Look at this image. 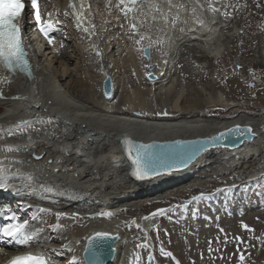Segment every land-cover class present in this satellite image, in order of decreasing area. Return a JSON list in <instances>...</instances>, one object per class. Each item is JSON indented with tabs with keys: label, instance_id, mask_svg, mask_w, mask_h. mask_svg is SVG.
<instances>
[{
	"label": "bare ground",
	"instance_id": "obj_1",
	"mask_svg": "<svg viewBox=\"0 0 264 264\" xmlns=\"http://www.w3.org/2000/svg\"><path fill=\"white\" fill-rule=\"evenodd\" d=\"M153 2L160 13L137 5L125 16L119 0H41L43 17L55 25L51 44L39 34L32 10L25 7L19 24L32 78L23 72L9 73L0 65V128L41 117L51 122L34 124L42 128L39 135L8 136L5 132L0 138V149L29 146V151L0 150V159L7 157L5 167L12 171L34 172L40 182L26 189L23 181L15 178L8 190L0 189V210L4 211L0 228L25 220L29 221L27 234L40 229L37 226L44 221H49L51 228L48 232L43 229L27 245L0 233V263L34 249L48 264H72L73 256L76 264H85L81 256L85 237L93 230H105L118 234L108 264H142L144 261L135 257L143 255L138 246L148 244L152 222L131 219L126 215L129 209L138 215L149 203L192 196L197 188L203 192L214 188L208 192V213L201 214L198 224L189 225L186 219L166 223L165 237L173 250L168 248L165 261L190 264L201 255L206 259L202 264H212L211 257L217 259L222 253L228 264H242L239 255L243 252V264H264V208L242 215L250 208L240 207L242 199L225 204L220 211L214 202V195L228 187L264 175L263 102L231 101L216 84L225 81L224 87L242 96L239 78L218 79L221 74L217 69L222 66L216 62L224 59L223 65L236 64L237 55L229 57L234 46L264 47V0H213L218 13L208 10V0H172L184 7L170 11L166 0ZM230 12L242 17L235 19L236 14ZM153 15H167L169 21L176 18V25L162 20L153 24ZM146 18L148 23L140 28L146 38L138 45L135 40L139 35L129 26L132 22L140 25ZM197 19L204 24H197ZM149 44L146 60L141 50ZM222 46L227 47L223 53ZM147 64L153 67L155 81L146 78ZM106 74L112 80L111 99L101 92ZM205 74L210 78L201 85ZM185 79L189 81L186 86ZM252 105L258 111H249ZM212 109L226 113L210 114ZM237 125L250 127L251 138L233 147L196 144L198 154L184 167L165 170L178 152L193 146L182 142L210 138ZM122 137L137 143L130 146L132 170L136 169L133 160L140 156L155 168V174L143 179L128 175L129 161L119 144ZM33 153L46 155L37 161ZM50 159L58 162L48 165ZM12 160L26 163L13 164ZM39 208L50 211L40 213ZM57 212L65 215L57 219ZM132 223L140 232H132ZM215 246H219L218 254Z\"/></svg>",
	"mask_w": 264,
	"mask_h": 264
},
{
	"label": "snow or ice",
	"instance_id": "obj_2",
	"mask_svg": "<svg viewBox=\"0 0 264 264\" xmlns=\"http://www.w3.org/2000/svg\"><path fill=\"white\" fill-rule=\"evenodd\" d=\"M169 11L175 7V8H183V4H173L172 0H166ZM198 3V0H197ZM213 0H208V10L212 13H218L219 9L212 6ZM119 4L123 5L124 7L121 9V11L124 12L125 16H127V13L134 11L135 6L141 5V6H150L155 9L157 13L161 12V9L158 4L154 3L153 0H119ZM131 5V7H130ZM74 7V5H70ZM25 0H0V65H2L9 73L15 74L17 72H23L28 78H32V71H31V65L28 60V53L26 51V48L23 44V40L21 37V29L19 21L23 17V14L25 12ZM202 7V5H201ZM30 8L34 10V19L37 24H40V31L44 34L45 37L48 38V42L52 43L53 37L49 35L50 31L54 30L55 25H53L51 22H48L47 24L41 23V14L39 10V2L38 0H30ZM193 13H195L196 8L192 9ZM65 15H68V13H65ZM223 15H229L228 13H223ZM77 19L79 20V15L77 16ZM160 20H162L165 24L170 23L172 26L176 25L177 19L173 18L169 21V17L167 15L163 16H151V22L153 24L158 23ZM148 23L147 18L145 21H142L140 25H138L136 22H132L130 24V30L139 35V39L135 40L136 44H141L142 41L145 40V36L140 32V28L143 27L144 24ZM197 24L203 25L204 21L197 19ZM79 27V24L77 25ZM87 31V29H84ZM181 32L184 31L183 28L180 29ZM155 43L159 44L161 41H155ZM142 54L144 55H150L151 51V44L145 46L142 50ZM100 53L97 52V55ZM0 98H3V92H0ZM13 99H19V97H13ZM51 121H45L43 117L39 118L37 121L35 118L28 119V120H21L17 124L10 126L7 129L0 128V138H2L3 133H7L8 136H13L16 134L24 135L30 132H35L37 135L42 131V128L34 127L35 123H40L41 125H44L46 123H50ZM232 131H240V126L237 125L234 129H229L228 132ZM247 133L251 134L252 129L249 127L247 128ZM227 133H221L220 137L223 138L226 136ZM29 140H31V135L28 136ZM128 144H131V141L127 142ZM0 150H6L8 152L13 151H29L28 145H13V146H6L5 149ZM130 152V149H128ZM63 151H67L64 149ZM46 155V153H42L40 155H35L33 153V158L37 161L41 160L43 156ZM8 161V158L5 157L4 159H0V189L8 190L10 188V180L19 178L21 181H23L25 188H30L32 184L34 183H40L35 178L34 172H24L20 168H16L15 171H12L10 168L5 167V163ZM58 161L55 160H48L47 164L51 165L53 163H57ZM11 163L13 164H24L26 161L23 160H12ZM133 164L136 165V169L134 174L136 175L137 179H143L145 176L149 174H155V168L152 167V165L148 162L142 161L140 156H137L133 160ZM185 161L181 160L179 165L177 166H184ZM170 168L171 165H168ZM40 187H43V184H40ZM217 191H221V189H218ZM206 198V194L201 192L199 196H193L192 201L196 200H203ZM26 207H31L30 205ZM178 207H184V205H177L170 209H163L158 208L153 213H151V216L156 215H164L168 211H173L175 208ZM38 211L40 213H48L50 210L45 208H39ZM4 215V211L0 210V216ZM57 219L64 216L65 213L63 212H57L55 213ZM35 219V217H33ZM145 219H148V217H145ZM242 227L246 230L248 229L247 224H243ZM29 225V221L25 220L23 223H15V224H6L3 228H0V233H2L5 237L14 238L16 239L19 244L21 245H27L30 241H32L34 238L38 237V233L43 231V229H37L36 231L32 232L31 234H27L26 232V226ZM59 225H57L58 227ZM221 232H223V229H220ZM113 239V237L108 232H97L95 234V237L90 239ZM234 239L238 241H242L241 237H234ZM259 239V238H257ZM227 242V241H226ZM211 243V241L209 242ZM146 246V245H144ZM139 247V246H138ZM211 251V248L209 249ZM239 259L243 264V261L245 260V254L243 252L240 253ZM77 258L75 256L72 257V264H76ZM7 264H48V259L42 254V253H33V252H23L21 254H18L14 256L12 259H10ZM93 264H99L98 259L93 261Z\"/></svg>",
	"mask_w": 264,
	"mask_h": 264
},
{
	"label": "rangeland",
	"instance_id": "obj_3",
	"mask_svg": "<svg viewBox=\"0 0 264 264\" xmlns=\"http://www.w3.org/2000/svg\"><path fill=\"white\" fill-rule=\"evenodd\" d=\"M232 16H235L236 13L230 12ZM241 14V13H240ZM236 14V18L242 17V14L239 15ZM246 34V32H244ZM247 35V34H246ZM242 47V48H241ZM233 47V51L230 52L229 57L236 56L237 55V63L236 64H224V59H221V62H216L219 66H222L218 68V72L221 74L220 78L221 80H228L232 77H237L243 84V90H242V96H237L230 90L229 88L224 87L223 82L216 83L217 89L220 90L224 94V96L231 100L236 102H263L264 104V63H262V58H264V47L260 45H249L246 49H244L243 46ZM227 49L226 46H222L221 53H223ZM242 49V50H241ZM246 50V51H245ZM231 63L234 62L233 60L230 61ZM264 62V61H263ZM238 65V66H236ZM240 66V67H239ZM224 68V69H223ZM228 68V69H227ZM231 74V75H230ZM227 75V76H226ZM206 76V77H205ZM204 77H202V80L199 81V84L204 85V83L207 81V79L210 78L209 75L205 74ZM217 79V80H218ZM194 81V79H192ZM185 86L189 84L188 79H185ZM222 86V87H221ZM222 89V90H221ZM224 89V91H223ZM231 93V96H227ZM244 92V93H243ZM234 94V95H233ZM262 104V105H263ZM249 111H258V107L252 105L248 107ZM210 114H224L226 113V110L224 109H212V111L209 112ZM252 181V182H251ZM238 187V188H237ZM214 189V188H212ZM212 189H208L206 191H202L204 189L197 188L193 195H188L185 197H178L175 199H172L170 202H152L149 203L148 206L144 209H141L139 211V214L137 215L134 213L133 210L129 209V211L126 213V215L130 214L131 219L136 221H148L151 220L152 224L149 226L147 231L148 236V244H144L146 246H139L138 250L142 251L143 255L141 257L137 256L135 259H140L141 261H144L142 264H167L168 262L165 261V257L168 256L166 251L168 248L173 250V248L169 245L170 240L166 239L165 237V229H166V223H176L180 220L183 222H186V220H189L190 223L198 224L199 221H202V213H208V192L211 193ZM242 191V192H241ZM245 191V192H244ZM203 192L206 194V198L203 200H196L192 201L193 196H199V194ZM195 194V195H194ZM217 198L214 200V202L219 204V211L220 208L222 209L225 204L229 205L233 200H236L238 203H240V207L244 208L245 206H250L249 211L244 212L242 215H249L254 213V211L259 210L260 208H264V175L262 176H256L253 179L246 180L245 182L238 183L235 186L228 187L225 191L221 192L220 194L214 195ZM248 198V199H247ZM177 200V201H176ZM239 200V201H238ZM228 201V202H227ZM263 204V205H262ZM177 205H184V207H178L175 208L173 211H168L164 215H159V219L157 216H151L150 214L153 213L158 208L163 209H170ZM260 205V206H259ZM238 207V206H236ZM180 209L182 211H180ZM253 211V212H251ZM179 213V214H178ZM220 213V212H219ZM231 214H235L231 213ZM124 215V214H123ZM39 217L38 215H36ZM145 217H148V219H145ZM41 219V218H40ZM134 223L131 225L132 232H140L137 227L138 225L133 226ZM181 226H186L188 228V223H179ZM47 226V228L45 227ZM51 224L49 221H44L42 224H38V228L44 229L45 231H50ZM133 226V227H132ZM184 229L187 231V229ZM207 229V228H206ZM49 232L48 234H50ZM151 233V235H150ZM193 237V235H192ZM141 241V240H139ZM144 247V248H143ZM207 247V245H206ZM215 246V252H220V250H217ZM204 248V246H203ZM202 250V249H201ZM201 250H199V254L201 253ZM207 250V249H206ZM205 250V251H206ZM169 251V250H168ZM220 257L215 259L211 257V263L212 264H228L226 261V255H223L222 253L218 254ZM198 256V255H196ZM151 258V263H149V260ZM155 258V259H154ZM136 259V261H137ZM164 259V260H163ZM138 261L139 263L141 261ZM201 260V261H200ZM202 261L206 262V259L202 258L201 255H199V259L196 261L191 262L190 264H202ZM214 261V262H213ZM174 262V261H173ZM224 262V263H223ZM257 262H260V260H257ZM206 264V263H205ZM237 264V263H236Z\"/></svg>",
	"mask_w": 264,
	"mask_h": 264
},
{
	"label": "water",
	"instance_id": "obj_4",
	"mask_svg": "<svg viewBox=\"0 0 264 264\" xmlns=\"http://www.w3.org/2000/svg\"><path fill=\"white\" fill-rule=\"evenodd\" d=\"M142 55L146 60H148L150 57V55H144V54H142ZM152 68L153 67L151 64L146 65V69L148 71L146 73V78L148 81H155L157 79V77L152 72ZM101 92H102V95L105 99H111L112 98V95H113L112 80H111V76L109 74H106L103 77V80L101 82ZM234 128L235 127H231L229 129H234ZM229 129L222 131V132L218 133L217 135H213L210 138L196 139V140H192V141L182 142L183 144L193 145V146H190L192 148V151H190L189 153H187L186 155H184L178 159H173L172 162L169 164V165H171V167L170 168L168 167L165 170L168 171L171 169L180 168L181 166H177V165H179L181 160L185 161V164H186L193 157H195L198 154L199 149H200L199 146H197L196 144H201V146H212V145L221 144V145H227L229 147H233V146L238 145L242 139L251 138V134L247 133V127H240V129L242 130V134H240L239 131L228 132ZM221 133H227V134H226V136L221 138L220 137ZM120 140L121 141H131L127 138H122ZM121 141H120V144H122ZM131 144L136 145L137 143L132 142ZM195 145L197 146L196 148L194 147ZM185 164H184V166H185ZM184 166H182V167H184ZM97 232H108V231L93 230L85 237L84 244H83V247L81 250V256H82L85 264H93V261L97 260V259L99 261V264H108L111 261L113 255L115 253V245L114 244L118 240V234L108 232L113 237V239H102V238L90 239V238L95 237V234Z\"/></svg>",
	"mask_w": 264,
	"mask_h": 264
}]
</instances>
